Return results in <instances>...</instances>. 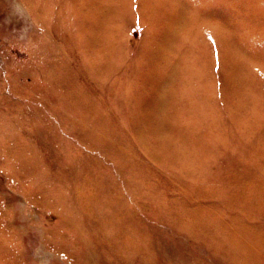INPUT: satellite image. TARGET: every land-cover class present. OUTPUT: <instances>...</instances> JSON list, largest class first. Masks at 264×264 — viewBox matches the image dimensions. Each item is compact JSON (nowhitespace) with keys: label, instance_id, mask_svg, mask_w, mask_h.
Instances as JSON below:
<instances>
[{"label":"rangeland","instance_id":"obj_1","mask_svg":"<svg viewBox=\"0 0 264 264\" xmlns=\"http://www.w3.org/2000/svg\"><path fill=\"white\" fill-rule=\"evenodd\" d=\"M0 264H264V0H0Z\"/></svg>","mask_w":264,"mask_h":264}]
</instances>
